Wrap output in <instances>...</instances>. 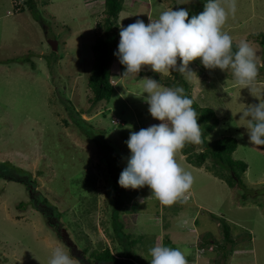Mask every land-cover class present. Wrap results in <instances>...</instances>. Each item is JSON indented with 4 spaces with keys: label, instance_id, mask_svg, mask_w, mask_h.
I'll use <instances>...</instances> for the list:
<instances>
[{
    "label": "rangeland",
    "instance_id": "rangeland-1",
    "mask_svg": "<svg viewBox=\"0 0 264 264\" xmlns=\"http://www.w3.org/2000/svg\"><path fill=\"white\" fill-rule=\"evenodd\" d=\"M184 2L123 0L118 35L121 24L126 27L137 19L147 24L148 14L157 19L169 8L187 9L190 19L204 10L206 0ZM33 3L34 12L30 0H0V161H10L17 166L12 168L35 180L34 190L62 212L58 221L80 249H88V256L109 248L123 258L126 250L114 230L118 184L105 152L74 122L58 89L65 84L66 99L96 130L104 131L99 134L105 144L128 163L130 133L161 123L151 116L143 98L131 94L139 93L143 78L151 77L144 72L151 68L122 76L125 66L115 54L119 35L111 62L115 91L110 101L94 103L88 76L94 64L93 46L104 34L105 0ZM237 6L235 18L229 17L223 30L234 43L247 40L256 50L255 88L264 99V0H237ZM52 40L59 42L56 50ZM23 57L30 61H12ZM189 69L196 74L182 77L189 83L191 97L195 94L199 106L212 107L220 120L206 138L211 143L225 136L237 139L233 157L248 164L243 174L247 187H232L226 179L229 172L220 170L212 159L197 166L181 150L178 162L195 177L187 203L163 206L144 186L127 188L132 196L118 206L123 231L135 240L133 258L138 264H150L149 249L161 243L181 249L188 264H264V146L249 143L247 120H239V112L259 103V98L238 85L230 71L206 69L199 58L190 62ZM176 73L181 75L169 76L176 79ZM232 111L237 112L235 117ZM31 195L22 181L0 178V264H48L55 246L70 254ZM141 198L146 202L141 204ZM222 219L231 241L225 237Z\"/></svg>",
    "mask_w": 264,
    "mask_h": 264
},
{
    "label": "clouds",
    "instance_id": "clouds-1",
    "mask_svg": "<svg viewBox=\"0 0 264 264\" xmlns=\"http://www.w3.org/2000/svg\"><path fill=\"white\" fill-rule=\"evenodd\" d=\"M237 7V0H206L204 10L190 19L187 9L169 8L157 19L148 14L147 24L143 19L126 27L121 24L115 54L125 66L122 75L125 77L137 75L145 66H150L161 77L179 72L188 78L196 74L189 69V64L198 58L206 69L230 71L238 85L248 87L251 94L259 98V103L250 104L239 112V120H247L249 143L264 146V99L256 94L255 88L259 72L256 50L242 39L233 51V38L223 30L229 17L235 18ZM223 90L227 92L224 87ZM131 94L143 98L151 116L161 123L130 133L126 144L131 157L120 173L119 185L126 189L148 186L150 196L163 206L187 203L195 177L178 162L177 154L186 144L203 143L199 114L193 107L195 94L190 98L183 87H165L151 77L143 78L139 93ZM121 96L126 95L121 93ZM232 115L235 117L237 112L232 111ZM139 202L143 204L146 199L141 198ZM149 254L150 264H188L181 249L161 243L151 247ZM48 264L77 262L64 247L55 246Z\"/></svg>",
    "mask_w": 264,
    "mask_h": 264
},
{
    "label": "trees",
    "instance_id": "trees-1",
    "mask_svg": "<svg viewBox=\"0 0 264 264\" xmlns=\"http://www.w3.org/2000/svg\"><path fill=\"white\" fill-rule=\"evenodd\" d=\"M106 6V17L103 21L102 27L104 34L99 37L96 43L93 46L94 50V64L91 70L90 75L88 76V84L91 90L93 91V102H99L102 100L110 101L112 95L115 91L111 80V62L118 44L119 35L118 28L120 26V13L124 9L123 0H105ZM30 8L34 12L35 5L33 0H30ZM264 37V34H263ZM264 42V41H263ZM236 43H233V51H236ZM55 52V51H54ZM56 54V52H55ZM12 61L18 62H29L30 59L26 57L15 59ZM35 66L34 63H32ZM149 74L154 79L159 80V82L167 87H177L181 86L185 89V94L191 98L189 92V83L176 73V79H181L178 81L172 79L171 76L161 77L160 73L149 70L144 72V74ZM55 81V76H53ZM64 85L59 86L60 100L65 101L66 106L71 110V114L74 122L77 126L81 127L84 135L88 138L96 141L101 149L105 152V155L109 161L110 171L113 172L115 181L118 184L117 187V203L121 207L125 203V198L130 199L132 194L126 192V188H123L119 185L118 180L120 173L126 168V161L123 160L122 156L114 151V148L108 147L103 141L100 132L96 130L88 121L82 118V113L76 111L73 107L71 99H66V94ZM193 107L196 109L198 116V123L201 122L206 127V131L202 132L203 143L199 145L195 144H186L182 149L184 154H188V161L194 165L201 166L208 159H212L214 163L222 171L229 172L226 179L232 187H247L245 182H243V174L248 168V164L241 159H236L233 157V153L238 147V141L234 136H225L219 139H216L214 142H209L206 138L207 133L213 130L219 124V118L212 107L208 106H199L197 102H194ZM199 149V150H198ZM128 165V163H127ZM10 161H0V178L4 179H17L28 185L31 191L32 203L43 213L47 218L48 224L56 232L58 238L65 242L66 247L69 249L70 254L77 258L82 264H138L133 258L132 248L135 243V240L129 238L130 234H126L123 231L124 222L119 219V209L118 206L114 211V230L117 232L122 242V246L125 248V257L120 258L114 255L109 248L104 250H95L91 255H87V248L80 249L78 245L72 240L70 234L65 231L63 224L58 221V217H62V212L58 210L57 206L50 202L49 197L45 196L42 192H36L35 189V180L29 177V174L24 172L26 176L20 174L18 170H15ZM17 172V173H15ZM224 175H226L224 173ZM243 197L246 199L247 194H244ZM21 207H24V202L19 203ZM55 218V220H54ZM222 225L225 229L226 239L231 241L229 226L225 225V219H222ZM169 242L170 240L167 239ZM234 242V241H233Z\"/></svg>",
    "mask_w": 264,
    "mask_h": 264
},
{
    "label": "water",
    "instance_id": "water-1",
    "mask_svg": "<svg viewBox=\"0 0 264 264\" xmlns=\"http://www.w3.org/2000/svg\"><path fill=\"white\" fill-rule=\"evenodd\" d=\"M51 42V44H52V47L54 48V50H56L57 49V41L56 40H52V41H50Z\"/></svg>",
    "mask_w": 264,
    "mask_h": 264
}]
</instances>
